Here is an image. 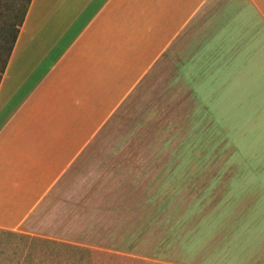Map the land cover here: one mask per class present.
<instances>
[{
  "label": "crops",
  "instance_id": "crops-1",
  "mask_svg": "<svg viewBox=\"0 0 264 264\" xmlns=\"http://www.w3.org/2000/svg\"><path fill=\"white\" fill-rule=\"evenodd\" d=\"M255 24L264 0H31L0 81V258L19 237L90 243L95 211L108 217L111 165L118 181L136 167L111 162L95 138L132 132L142 92L163 76L167 85L175 59L200 56L222 28L232 37ZM137 164L146 186L172 167ZM212 225L218 241L187 239L176 257L240 264L236 248L218 247L221 221Z\"/></svg>",
  "mask_w": 264,
  "mask_h": 264
},
{
  "label": "rangeland",
  "instance_id": "rangeland-1",
  "mask_svg": "<svg viewBox=\"0 0 264 264\" xmlns=\"http://www.w3.org/2000/svg\"><path fill=\"white\" fill-rule=\"evenodd\" d=\"M25 2L0 0V40ZM226 31L200 56L175 59L167 85L163 76L142 92L130 116L135 130L95 138L94 146L110 148L111 162L136 167L118 181L111 165L108 217L95 211L92 241L8 239L13 251L0 264H197L176 257L186 255L178 249L187 239L193 248L207 236L218 241L213 221H221L218 247L236 248L240 264H264V26L232 37ZM137 163L172 167L146 186ZM135 172L140 179L132 181ZM164 173L172 174L171 187L163 186ZM220 259L215 264L230 263Z\"/></svg>",
  "mask_w": 264,
  "mask_h": 264
},
{
  "label": "trees",
  "instance_id": "trees-1",
  "mask_svg": "<svg viewBox=\"0 0 264 264\" xmlns=\"http://www.w3.org/2000/svg\"><path fill=\"white\" fill-rule=\"evenodd\" d=\"M30 2L31 0H26L24 4L15 7L14 17L11 20L8 19L3 27L1 26L2 38L0 40V77L4 72L12 53Z\"/></svg>",
  "mask_w": 264,
  "mask_h": 264
}]
</instances>
